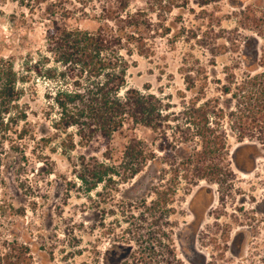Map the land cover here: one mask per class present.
<instances>
[{
	"label": "rangeland",
	"instance_id": "obj_1",
	"mask_svg": "<svg viewBox=\"0 0 264 264\" xmlns=\"http://www.w3.org/2000/svg\"><path fill=\"white\" fill-rule=\"evenodd\" d=\"M126 2L130 13L148 11L159 34L135 57L129 85L169 107L155 132H115L109 157L120 165L135 138L151 162L131 182L113 176L88 190L59 151L0 140V264H62L66 254L94 264L97 246L118 264H264V0ZM115 4L0 0V57L20 71L27 54H43L53 23L95 32ZM53 83L25 85L34 126ZM204 135L217 137L212 156Z\"/></svg>",
	"mask_w": 264,
	"mask_h": 264
},
{
	"label": "trees",
	"instance_id": "obj_2",
	"mask_svg": "<svg viewBox=\"0 0 264 264\" xmlns=\"http://www.w3.org/2000/svg\"><path fill=\"white\" fill-rule=\"evenodd\" d=\"M148 6L152 9L153 3ZM102 12V25L95 32L68 30L53 23L45 32L43 54L37 61L27 54L20 71L15 70L11 58L0 57V140H28L41 152L46 147L59 151L76 176L87 183L88 190L113 176L118 182H131L145 169L151 155L142 142L129 139L120 165H115L110 162L109 140L124 126L139 125L157 131L169 107L164 96L128 82L130 70L136 68L135 57L147 56L153 35L159 36L148 11L130 13L126 0H116L114 9ZM34 76L54 82L45 95L44 123L36 126L28 122L21 103L25 85ZM184 81L189 83L187 78ZM203 138L206 155L218 152L217 137ZM101 140L106 142L100 144ZM179 140L180 144L186 142L185 137ZM96 248L94 264H118L111 261L110 249L100 253ZM67 256L61 263L73 264ZM122 264L140 263L134 259Z\"/></svg>",
	"mask_w": 264,
	"mask_h": 264
}]
</instances>
